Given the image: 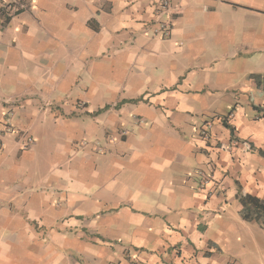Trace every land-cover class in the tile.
Listing matches in <instances>:
<instances>
[{"label": "crops", "instance_id": "obj_1", "mask_svg": "<svg viewBox=\"0 0 264 264\" xmlns=\"http://www.w3.org/2000/svg\"><path fill=\"white\" fill-rule=\"evenodd\" d=\"M158 2L32 0L0 18V121L22 99L14 132L0 124V215L36 219L53 255L82 264H264V220L239 201L264 205L251 77L264 74V0H169L168 36L152 32Z\"/></svg>", "mask_w": 264, "mask_h": 264}, {"label": "rangeland", "instance_id": "obj_2", "mask_svg": "<svg viewBox=\"0 0 264 264\" xmlns=\"http://www.w3.org/2000/svg\"><path fill=\"white\" fill-rule=\"evenodd\" d=\"M20 102L10 103L11 106L4 113L3 119L0 121L3 134L14 132L15 127L12 117L14 115V107L18 106ZM17 133L18 137L25 140V146L30 145L34 141L27 131L19 130ZM29 139L32 141L29 142ZM47 171L48 164L46 160L44 168L42 170L40 169L37 174V179L43 180V176H49ZM58 195H61V193L59 192L55 196L54 201L57 200ZM9 207L10 209L12 208L10 204ZM18 219L16 220L11 215V212H9L7 217L0 215V226L7 225L10 228L6 233H0V241L2 240L0 242V264H64L65 258L67 257H69L70 261L68 260L66 264H82L80 255L66 254L64 249H56V253L53 255V249L49 248V244L54 241L53 236L55 234H53V231L50 233L46 230L43 231L38 226L39 221H36V219L31 221L29 217L25 216ZM20 223L24 224L25 232L23 233L15 231V227ZM56 227H58V224L54 228ZM26 229L31 230V232H26Z\"/></svg>", "mask_w": 264, "mask_h": 264}, {"label": "built area", "instance_id": "obj_3", "mask_svg": "<svg viewBox=\"0 0 264 264\" xmlns=\"http://www.w3.org/2000/svg\"><path fill=\"white\" fill-rule=\"evenodd\" d=\"M32 0H0V18L4 21L5 19L13 16L19 12L26 11L30 8ZM170 2L169 0H159L156 7V19L150 23L152 24V32L160 36H168L170 33V25L167 20L163 19V14L169 11ZM11 104L21 101L20 97H14L9 100ZM211 122H204L200 126V136L206 140L210 138ZM32 140L29 139V142ZM236 138H232L230 147L237 143ZM195 176L197 179V189L203 190L206 196H212L215 193L216 187L213 180V173L211 170L196 169Z\"/></svg>", "mask_w": 264, "mask_h": 264}, {"label": "trees", "instance_id": "obj_4", "mask_svg": "<svg viewBox=\"0 0 264 264\" xmlns=\"http://www.w3.org/2000/svg\"><path fill=\"white\" fill-rule=\"evenodd\" d=\"M251 77L257 84L262 83L264 86V74H253ZM255 109L262 112L264 116V107L256 106ZM226 127H228V125H226ZM260 154L264 155V152L260 151ZM239 201L242 206L241 213L244 219H254L256 221L264 220V205L260 200L251 196H240Z\"/></svg>", "mask_w": 264, "mask_h": 264}]
</instances>
